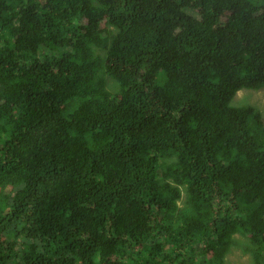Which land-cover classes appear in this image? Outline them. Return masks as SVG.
<instances>
[{
    "label": "trees",
    "instance_id": "16d2710c",
    "mask_svg": "<svg viewBox=\"0 0 264 264\" xmlns=\"http://www.w3.org/2000/svg\"><path fill=\"white\" fill-rule=\"evenodd\" d=\"M263 87L264 0H0V264H264Z\"/></svg>",
    "mask_w": 264,
    "mask_h": 264
},
{
    "label": "rangeland",
    "instance_id": "374dc122",
    "mask_svg": "<svg viewBox=\"0 0 264 264\" xmlns=\"http://www.w3.org/2000/svg\"><path fill=\"white\" fill-rule=\"evenodd\" d=\"M109 81L112 83L111 78H109ZM233 103L235 105L251 104L258 111L263 112L264 87L260 89H241L234 97ZM235 237L237 242L227 254V264H255L252 253L249 250V240L240 234H236Z\"/></svg>",
    "mask_w": 264,
    "mask_h": 264
},
{
    "label": "clouds",
    "instance_id": "9594fccd",
    "mask_svg": "<svg viewBox=\"0 0 264 264\" xmlns=\"http://www.w3.org/2000/svg\"><path fill=\"white\" fill-rule=\"evenodd\" d=\"M204 12L208 15V16H212L213 15V11L212 9L207 5V4H204ZM227 20H228V12L227 11H224L218 18V23L220 25H224L226 26L227 24ZM228 27V26H227ZM228 32H230L231 34L235 33L236 31L233 30V28H230L229 27V30ZM227 32V33H228ZM197 35H195L194 37L190 38V42L192 43H195V44H199L200 42H202L203 40H207V39H210L209 35L206 34L205 32H202V33H196ZM226 60L232 62L233 60L230 58V57H226ZM242 80L240 78H236L234 77V83L236 86H240L242 85ZM220 85H216V88H215V92H216V98H218L219 100H222V99H226V96L220 91L219 89ZM227 107L229 108H232V109H238V108H242V107H238V106H235V105H232V104H226Z\"/></svg>",
    "mask_w": 264,
    "mask_h": 264
}]
</instances>
